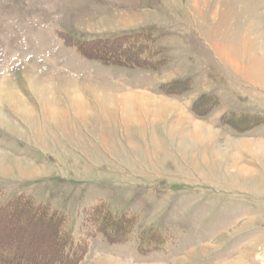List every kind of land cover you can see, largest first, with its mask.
Instances as JSON below:
<instances>
[{
	"label": "rangeland",
	"instance_id": "obj_1",
	"mask_svg": "<svg viewBox=\"0 0 264 264\" xmlns=\"http://www.w3.org/2000/svg\"><path fill=\"white\" fill-rule=\"evenodd\" d=\"M0 208L19 264L59 230L73 264H264V0H0Z\"/></svg>",
	"mask_w": 264,
	"mask_h": 264
},
{
	"label": "trees",
	"instance_id": "obj_2",
	"mask_svg": "<svg viewBox=\"0 0 264 264\" xmlns=\"http://www.w3.org/2000/svg\"><path fill=\"white\" fill-rule=\"evenodd\" d=\"M14 199H17V200H14ZM12 200H7V202H4L3 206H14L16 203H19V204H22V205H25L24 209L27 210V212H30L29 216L27 219H31V215L33 213L35 214H41V215H45V219L48 223H53V221H55L57 223V225H60L61 224H58V222L60 223V219H56L57 216L56 215H50V216H47L49 215V213H47L48 210H45L44 208H42V206H40V204L38 203H34V201L27 197V196H17L16 198H14ZM4 209H1L0 208V212L2 213ZM26 213V211H23ZM22 222V221H21ZM20 222V223H21ZM108 223V221H107ZM106 223V225H107ZM113 226V222L110 224V227ZM56 238V243H57V247L59 249V252L55 255L57 259L60 260V262H56L58 264H73L72 261L74 259V257H78L79 256V252L76 251V249L73 251L72 248L75 247L74 246V242L73 240L68 236L67 238L64 236V234L59 230L58 231V234L55 236ZM67 242V243H66ZM69 245L70 249H65L63 247H68L67 245ZM72 246V247H71ZM77 247V246H76ZM13 247H1L0 246V264H19V262L15 259V255H17L16 253V250L14 248V250H12ZM6 253H12L10 255V257L8 256L6 258ZM14 257V258H13ZM14 260H13V259ZM54 264V263H53Z\"/></svg>",
	"mask_w": 264,
	"mask_h": 264
},
{
	"label": "bare ground",
	"instance_id": "obj_3",
	"mask_svg": "<svg viewBox=\"0 0 264 264\" xmlns=\"http://www.w3.org/2000/svg\"><path fill=\"white\" fill-rule=\"evenodd\" d=\"M146 103H147V101H146Z\"/></svg>",
	"mask_w": 264,
	"mask_h": 264
}]
</instances>
